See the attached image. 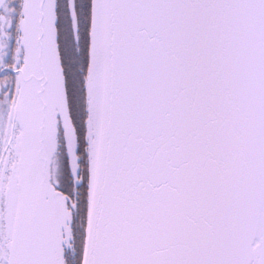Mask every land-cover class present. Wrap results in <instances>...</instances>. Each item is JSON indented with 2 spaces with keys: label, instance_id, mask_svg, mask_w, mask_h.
Instances as JSON below:
<instances>
[{
  "label": "snow or ice",
  "instance_id": "obj_1",
  "mask_svg": "<svg viewBox=\"0 0 264 264\" xmlns=\"http://www.w3.org/2000/svg\"><path fill=\"white\" fill-rule=\"evenodd\" d=\"M0 264H264V0H0Z\"/></svg>",
  "mask_w": 264,
  "mask_h": 264
}]
</instances>
